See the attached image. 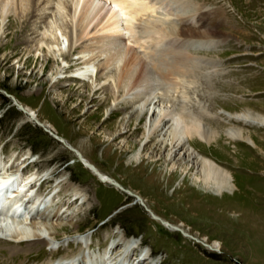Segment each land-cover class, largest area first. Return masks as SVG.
<instances>
[{
    "label": "rangeland",
    "instance_id": "obj_1",
    "mask_svg": "<svg viewBox=\"0 0 264 264\" xmlns=\"http://www.w3.org/2000/svg\"><path fill=\"white\" fill-rule=\"evenodd\" d=\"M190 2L192 8L189 5L183 7L189 11L170 14L172 18L166 19V23L176 24L178 28L189 23L200 29L206 28L209 39L216 43L213 47L195 52L205 59H218L219 65L193 67L195 75L188 72L186 80L175 90L168 91L165 83L157 81V76L150 97L154 93L163 95L166 107L171 105L185 115L197 113L196 116L204 123L219 131L234 125L248 132L255 142L254 146L223 135L210 147L191 141L196 151L214 159L231 174L233 192L224 193L222 198L203 193L191 171H181L184 161L179 150L171 160L177 162L180 157L174 167L176 173L170 179L169 173L175 171L170 169L163 155L156 156L163 158L156 166L135 167L130 163V156L134 157L139 150L141 157L138 159H145L139 146L123 154L119 149L122 139L110 140L123 116L116 111L105 120L107 105L98 106L99 100L105 98L108 105L111 103L110 89L103 93L99 91L92 98L94 92L90 88V80L81 82L72 77L79 66L75 54L78 46L74 45L65 59L67 66H62L63 84L55 86L49 81L46 83L45 79L50 78L58 62L50 58L46 68L41 69L44 60L40 56L35 63L30 52L26 65L16 63L17 58H23L24 62L27 57V52L23 50L22 53L24 45L16 39L27 34L32 20L31 16L21 19L16 15L9 16L4 27L8 33L4 43L9 44L4 45L7 49L0 50V155L5 160L9 159V155L12 158L17 156L16 168H20L18 163L30 155L32 162H29L26 172L43 170V176L52 178L42 185L44 196L55 192L53 189L59 180H65L84 191L86 202L77 200L71 203L73 197L67 195L63 198L62 195V202L59 203L63 206L68 202L70 204L60 209L64 213L59 222L66 223L58 230L55 245H61L60 248L50 250L43 244L28 246L27 242L1 241L0 264H41L81 253H84V259L75 264H117L116 258L108 261L109 254L104 257L98 254H103L105 247L118 243L120 237H125L131 241L130 246H135L127 249L126 252H131L123 259H135V264H150L149 253L156 256L154 264H264V126L245 125L234 120L228 124L224 122L227 120L224 112L230 114L249 110L264 114V0ZM160 7L156 14L150 13L149 16L164 18L165 10H168L166 2ZM10 8L17 12L15 6ZM71 15L65 13L62 17L65 16L70 23ZM62 17L56 16V20ZM76 23L75 19L73 27L69 28L73 30L71 34L75 33L73 37H79ZM39 32L42 29H38ZM182 36L177 41H181ZM192 38L197 45L199 37ZM123 43L120 45L126 58L141 52L138 47L124 48ZM95 71H99V67H95ZM181 74L178 77L184 79ZM169 78L174 80L172 75ZM87 96L88 99H85ZM24 106L32 108L37 118L29 117L22 110ZM144 120L137 133L129 137L130 141L142 138L149 123ZM137 125L138 122L132 120L130 131ZM129 134L123 135L128 137ZM108 143L110 145L107 146ZM78 150L121 186L103 182ZM151 171L155 174L149 177ZM163 220L172 224L175 230L168 228ZM81 237H87L91 242L82 252L79 251ZM213 243H220V249L213 248ZM139 244L140 251L136 250ZM116 246L112 247V256L116 254L118 258L122 248ZM138 257L143 258L136 261Z\"/></svg>",
    "mask_w": 264,
    "mask_h": 264
},
{
    "label": "bare ground",
    "instance_id": "obj_2",
    "mask_svg": "<svg viewBox=\"0 0 264 264\" xmlns=\"http://www.w3.org/2000/svg\"><path fill=\"white\" fill-rule=\"evenodd\" d=\"M164 2L168 9L165 10L164 18L149 16L150 13H155L157 9H160ZM188 5L190 7L192 5L190 0H0V50L7 49L4 45L9 44V42L4 43V38L8 36L4 29L7 18L13 15L14 17L16 15L18 19L31 16V27H28L27 34L16 39V42L24 45L22 53L23 50L25 53L27 52V57L24 62L23 58H17L16 63H19L20 66L26 65L31 53H33L35 63L39 61L40 56L44 60L41 69L42 67L46 68L50 58L56 60L58 66L51 72L50 78L47 77L48 79L45 80L46 83L49 81L53 85L59 86L64 81L62 69L67 66L65 59L69 56L72 48L77 45L78 49L75 54L79 60V66L73 71L72 77L81 82L90 80V88L94 92L92 98H95L97 92L103 93L110 89L111 103L108 105L105 98L99 100L98 106L107 105L104 111L105 120L111 118L116 111L123 116L122 121L117 124L115 132H112L111 142L122 139L119 149L123 154L129 153L139 146L140 154L142 153L143 158L145 157L142 160L138 159L141 157L138 150L134 157H129L130 163L135 164V167H143L148 164L156 166L163 160L162 157L157 158L156 156L163 155L165 156L164 161L166 162L167 159L170 169L175 171L169 173L170 179L175 175L174 167L177 166L181 157L184 161L181 163V171H191L203 193H210L217 198H222L224 193H232L234 190L231 174L214 159L196 151V147L191 144V141L194 144L203 143L210 147L222 135L230 140L244 141L251 146L255 145L254 140L241 126L231 125L219 131L204 123L199 116H196L197 113L194 115L189 111V114L185 115L181 112L182 110H177L171 105L166 107L167 101L165 102L163 95L154 93L155 95L150 97V92L154 89L152 84L157 76L159 78L157 81L161 80L165 83L168 91L175 90L182 81L186 80L185 76L188 72H193L195 75L193 67L219 65L218 59H205L195 52L197 49L213 47L216 43L209 39V32L205 31L206 28L200 29L190 23L178 28L176 24L166 23L168 18H172L169 16L170 14L176 13L177 15L181 10L184 13L189 11L183 9ZM11 6H15L17 12L12 10ZM65 13L69 15L73 13L70 16V23H68V19H65V16L62 17ZM76 13L80 16H75ZM56 16L62 18L57 21ZM75 19L77 28H79V33L77 32L79 37H73L72 34L75 33L71 34L70 31L73 32V30H69L70 26L73 27ZM38 29H42V32L37 33ZM184 35L189 37H184ZM179 36L183 38L181 41H177ZM193 36L200 39L197 45L192 42ZM121 43L124 44V48L138 47L141 52L126 58V54H122ZM2 59L4 60V58ZM95 67H99V71L94 72ZM180 73L184 79L178 77ZM170 75L174 77V80L169 78ZM85 99H88V96ZM22 110L29 114V117L37 118L36 112L29 106H24ZM224 114L227 118L224 120L226 124L230 120H234L245 125L264 126V114L261 113L246 110L230 114L224 112ZM144 119L149 123L148 126H145L142 138L130 141L129 137L137 133L138 126L145 121ZM132 120L138 122V125L130 131L129 124ZM128 132H130L128 137L123 135ZM177 150H179V155L181 153L182 155L179 157V161L171 162L174 160ZM78 153L88 165L94 168V171L97 172L96 175L98 177L100 175L99 178L103 182L115 187L121 186L113 178L102 173L84 157L82 152L78 150ZM8 158L4 160V157L0 155V242H27L28 246L43 244L49 246L50 250L60 248L61 245H55L58 240V230L66 224L59 222L62 221L60 218L64 213H61L60 209L70 203H65L63 206L59 202H62L65 196L70 195L73 197L71 203H75L77 200L84 203L86 202L84 191L69 181L59 180L60 182L53 189L55 192H49V195L44 196V191L42 192L40 188L44 183L50 182L52 178L43 176V170L26 172L30 165L29 162H32L30 155L25 157L23 162L18 163L20 168H16L19 160L17 156L12 158L9 155ZM154 174L151 171L149 177ZM40 182L41 184L38 185ZM33 194L36 196L32 197ZM164 223L168 228L174 229V226L169 222L164 221ZM87 239V237L83 238L81 242L79 240V245H81L79 251H84L85 246L90 242ZM130 242L125 237H120V241L113 245H117L119 249L122 248L118 258L116 254L112 256L113 246L105 247L103 254H98V256L104 257L109 254L108 261L110 262H112V258L113 260L116 258L117 264H135L137 263L135 259L123 260L131 252V250L126 252L127 249L135 248V246H130ZM140 245V248L136 246V250H142ZM219 245L220 243H213L212 247L216 246L220 249ZM116 247L115 249H117ZM140 255H142V251ZM84 257V253L71 257L65 255L41 264H75ZM155 257L149 253L147 258L154 260ZM142 258L138 257L136 261H141Z\"/></svg>",
    "mask_w": 264,
    "mask_h": 264
},
{
    "label": "water",
    "instance_id": "obj_3",
    "mask_svg": "<svg viewBox=\"0 0 264 264\" xmlns=\"http://www.w3.org/2000/svg\"><path fill=\"white\" fill-rule=\"evenodd\" d=\"M87 164V163H86ZM99 177H100V175H99Z\"/></svg>",
    "mask_w": 264,
    "mask_h": 264
}]
</instances>
